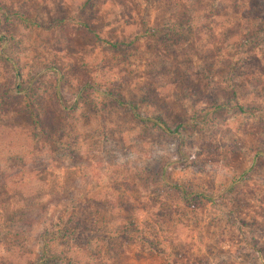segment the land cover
Segmentation results:
<instances>
[{
	"label": "rangeland",
	"instance_id": "1",
	"mask_svg": "<svg viewBox=\"0 0 264 264\" xmlns=\"http://www.w3.org/2000/svg\"><path fill=\"white\" fill-rule=\"evenodd\" d=\"M245 1L0 0V93L22 94L3 107L0 172L26 170L0 198V264H36L73 204L51 245L73 264H264V7ZM48 110L47 134L25 129ZM76 231L104 241L75 249Z\"/></svg>",
	"mask_w": 264,
	"mask_h": 264
},
{
	"label": "trees",
	"instance_id": "2",
	"mask_svg": "<svg viewBox=\"0 0 264 264\" xmlns=\"http://www.w3.org/2000/svg\"><path fill=\"white\" fill-rule=\"evenodd\" d=\"M258 2H259V3H257L258 7H264V1L263 0H260ZM245 3H246L245 0H234L233 5L235 7H237V8H241L240 6H244ZM257 6H254V7H257ZM254 34H256V33H253L251 35H254ZM19 94H21V91L19 90V84L18 83H16L15 86L12 87V89H7L6 91L0 93V108H1L0 109V119L2 117L7 116L6 114H4L2 112H8L7 110H5V108H6L7 103H8L9 100H16L17 101V100L21 99ZM56 96H57V98L60 99V96H59L58 93H56ZM3 107H5V108H3ZM15 113H16L15 115L18 116L19 119H21L20 112L18 113V110L15 109ZM31 113L32 114H31L30 118H28L29 122H27L29 124H28V126L25 127V129L27 128L31 132L32 131H38V133H41L43 135L47 134L46 133V128L50 129L51 128L50 124L53 125L54 121H56V118H57L56 113L54 111L48 110L47 113H45V115H44L45 116V121L43 123H40L39 120H38V117H39L38 113H36V111H31ZM135 114H137V116H139L141 118V120H143L145 123H152L154 126L158 127L159 129L163 130L164 132H167V133L176 132V131H172L171 129H169L160 119L152 118V117H141L136 112H135ZM4 126L5 125H3L2 122H0V128L1 129L5 128ZM11 128L21 130V125H13V127H11ZM48 136H50V139L52 138V136L50 134ZM46 149L50 150L49 145L46 147ZM40 150H43L42 147H40ZM48 153L51 154L52 150L48 151ZM55 153L56 154H61L62 153L63 156H67L69 151H65L63 148L61 150H58V149L55 148ZM70 154L74 158H76L75 157L76 153L74 152V150L71 151ZM24 166H26V165H24ZM26 167L28 168L27 170L29 172H32V173L35 170L34 166L27 165ZM43 169H44V167H43ZM43 169H41V171H43ZM25 171L26 170H24V168H22V170H21V178H19V174L20 173H18V172L13 173L11 176H9V175H5L4 176V174H2L0 172V198L5 197V196L8 195V193H10V189H9L10 186L15 187L18 184H20V182L22 183L24 181V177L22 175H23V172H25ZM164 174H165V169H163V171H162L161 179H162V181L166 182L167 185L170 186V188L175 189L177 191H180L182 196L184 198H186V199H191V198L195 197V195H196L195 192H190V191H188L187 189H185L182 186L173 184L171 181H169L166 178V176H164ZM64 191L66 193L65 195L69 196L68 192H66V190H64ZM52 193H54V191ZM21 197L24 200L23 203H22V206H21V216H26L27 215L29 217V215H32V217H29V218L34 219L37 215H39L38 211L42 210L43 207L42 208H39V207L38 208H34L37 205L34 200H30V201L27 200L28 198H26V196H24V194ZM55 199L59 200L61 198L59 196H55ZM95 203H96V201H95ZM48 205H49L48 208L50 206H52V205H50V201H48ZM95 205L96 206H101V205H97V204H95ZM56 208H57L58 217L59 216L61 217V215L68 216L66 214L70 212V221H72V223H74V224H76L78 222V221H73V218H76V209H79L78 206H75V204H73L70 207L68 205H63L61 207L56 206ZM123 210L126 212L127 209L125 208ZM60 217H59L60 222L57 223V225H56V223L54 225L52 224L50 230H45V231H43L42 233L39 234L40 235L39 239H40L41 245H40L39 257H38V259H36L34 261V262H36V264H61V263L69 264L70 262L73 264V262H74L73 260L67 259L66 257H61L60 255H56V254L53 255V253H52L51 245H52V243L54 241L58 240V241H62V243H64L65 241H63V240H65L66 237L68 238L69 236H72V234L74 233V232H70V235L68 234L69 230H71V229L70 228L68 229L67 227H65L66 224L62 222L63 219H60ZM32 219H28L27 221H25L26 229L23 230L24 233H29V231L32 230L31 229V228H33L32 227L33 223H31ZM78 234L79 233L76 231V233L74 235V236H76V238H74V240L72 241V242H75V249L79 248L81 250H88V248L92 247L94 245V243H96L97 246H98L100 243L102 245V241H104V239H101L100 237L96 236V237H94V239L88 240L86 242V244H87L86 246L84 245V247H78V245H76V243H80L81 244V242L83 241L82 239L78 238ZM110 237L108 238L110 241L111 240L115 241V239H117V238H110ZM119 240H121V242H120V244L118 246H117V243H115V242L112 244V247L114 249L118 248V247H119L118 249H121L122 248V243H125L124 242L125 239H122V237L121 238L119 237V239H117V241H119ZM68 243L70 244V241ZM107 243L108 242H103V244H107ZM71 250H73V249L71 248L70 252H71ZM94 251L96 253V255H94V257L96 259L95 261L96 262L97 261L98 262L101 261L102 259L100 260V258H101V256L103 257V255L101 253V249L98 250V251H96V250H94ZM119 254H121V253H119ZM122 254H123V252H122ZM114 255H115V253H114ZM75 264H78V263L75 262Z\"/></svg>",
	"mask_w": 264,
	"mask_h": 264
}]
</instances>
